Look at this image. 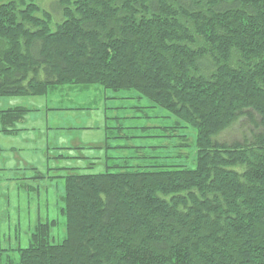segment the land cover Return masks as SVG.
<instances>
[{
    "label": "trees",
    "instance_id": "obj_1",
    "mask_svg": "<svg viewBox=\"0 0 264 264\" xmlns=\"http://www.w3.org/2000/svg\"><path fill=\"white\" fill-rule=\"evenodd\" d=\"M90 86L133 92L194 130V166L70 169L62 241L51 242L55 222L38 223L0 257L264 264V0H0V97ZM23 112H0L1 125ZM251 113L250 139L216 140ZM121 129L106 127L107 141Z\"/></svg>",
    "mask_w": 264,
    "mask_h": 264
},
{
    "label": "rangeland",
    "instance_id": "obj_2",
    "mask_svg": "<svg viewBox=\"0 0 264 264\" xmlns=\"http://www.w3.org/2000/svg\"><path fill=\"white\" fill-rule=\"evenodd\" d=\"M135 96L90 86L46 96L0 97V112L26 111L16 113L9 125L0 123V249L26 248L34 227L44 222L56 223L50 229L51 242L62 241L63 178L73 172L70 169L96 175L116 171L107 170L115 165L194 166V130ZM251 116L240 117L216 140L250 139L260 131L252 124L258 117ZM106 127L122 129L107 131V141ZM5 259L18 262L14 252L2 254L0 263Z\"/></svg>",
    "mask_w": 264,
    "mask_h": 264
}]
</instances>
